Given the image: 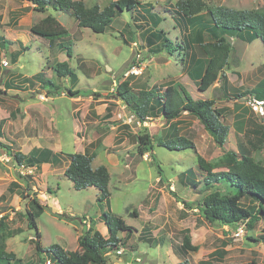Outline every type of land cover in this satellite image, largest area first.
Listing matches in <instances>:
<instances>
[{"label": "rangeland", "instance_id": "374dc122", "mask_svg": "<svg viewBox=\"0 0 264 264\" xmlns=\"http://www.w3.org/2000/svg\"><path fill=\"white\" fill-rule=\"evenodd\" d=\"M82 1L88 7L99 4L104 8L114 0ZM139 1L136 10L123 11L105 32L97 33L79 27L69 11L49 6L41 12L30 0H0V32L12 41L0 45V219L5 216L6 231H13L6 241L7 250L22 259L0 258V264H40L38 231L44 247L59 244L70 251L80 248L78 238L84 228L93 227L109 237L105 212L122 217L135 228L130 234L118 233L122 244L107 253L105 264H176L184 259L192 264H264V241L252 239L264 234V219L249 229L246 222L213 224L201 214L199 203L207 194L216 189L229 193L232 187L224 182L207 186L206 171L198 161L202 156L216 163L227 151L245 149L264 162V149L252 130L264 128V113L255 112L252 104L254 97L259 98L256 93L264 97V43L259 38L248 42L229 33L240 62L236 64L231 55L222 80L201 91L196 81L204 64L196 69L188 67L184 47L177 46L183 45L185 35L191 43L196 39L194 28L185 33L182 22L176 19L178 0ZM204 2L235 9L264 7V0ZM49 13L68 29L72 56L30 31L32 24ZM161 30L177 50L170 52L147 42L149 33ZM63 61L75 69L74 75H57L55 65ZM39 72L43 73L41 79L25 82L26 77ZM48 79L51 86L43 83ZM124 80L136 91L154 86L165 91L177 82L196 100L214 99L231 127L225 145L219 146L188 112L173 120L154 115L140 121L121 100L107 96ZM59 87L62 91L58 93ZM68 89L85 93L72 96ZM144 133L150 135L154 146L142 153L138 136ZM175 135L187 137L194 147L171 150L162 144ZM8 147L25 154L35 147H46L60 155L52 163L24 168L16 165ZM74 152L95 153L93 167L108 168V200H99L95 186L76 189L65 175L68 153ZM222 169L218 166L214 170ZM182 173L190 181L181 182ZM35 200L43 207L36 206ZM29 211L37 213V226L30 224ZM240 225L245 233L233 236ZM185 235L199 246L198 251L180 249ZM41 257L45 260L46 252Z\"/></svg>", "mask_w": 264, "mask_h": 264}, {"label": "trees", "instance_id": "16d2710c", "mask_svg": "<svg viewBox=\"0 0 264 264\" xmlns=\"http://www.w3.org/2000/svg\"><path fill=\"white\" fill-rule=\"evenodd\" d=\"M34 3L35 9L45 12L49 6L55 10L69 11L78 21L79 27L91 28L94 32H105L112 24L113 19L125 10L135 9L141 4L139 0H114L102 8L99 4L92 7L86 6L82 0H30ZM206 10V11H205ZM205 11V12H203ZM176 19L182 22L181 26L186 33L187 29L193 27L196 33L194 43L188 35L183 37L184 55H188V67H196L204 64L203 71L196 85L201 91L208 90L216 81L222 80L225 68L233 59L239 64L240 58L235 55L236 48L228 37L229 33L237 34L242 40L253 42L261 39L264 43V7L255 9H235L222 5L221 3L212 6L206 5L204 0H178L176 4ZM2 26V15L0 13V29ZM30 31L38 36L47 38L50 42L57 44L62 51L72 56L73 48L69 41L68 29L53 14L49 13L30 27ZM164 31L151 32L147 35V42L150 45H160L170 52L177 50L172 47L173 42L164 35ZM205 35L208 40H205ZM247 35V37H245ZM163 39L158 43V39ZM12 41L0 32V45L7 46ZM173 48V49H172ZM231 55L234 57L231 58ZM231 58V59H230ZM184 62L185 59L183 58ZM55 72L60 78L72 76L75 69L67 61L55 65ZM42 72L33 77H26L25 82L31 84L36 79L42 78ZM46 86L53 83L50 79L43 80ZM60 87L56 92H61ZM72 96L84 94V91L68 89ZM107 96H113L121 100L131 109L140 121H146L150 116L163 115L167 120L181 117L185 112L192 114L199 119L204 128L212 135L219 146H224L229 134L230 125L225 121L222 111L215 107L214 99L196 100L190 91L181 83H171L165 91L158 86L150 89L136 91L128 80L116 84L113 91ZM260 99L262 94L256 93ZM254 130L257 144L260 143L264 149V128ZM258 135V138H257ZM139 151L145 153L153 149V139L148 133L138 136ZM252 139H250L251 142ZM256 143V142H255ZM162 144L168 149H186L194 147V142L182 135H175L166 139ZM9 146V145H7ZM144 146V147H142ZM16 165L36 167L44 163L56 161L59 152L52 151L46 147H35L28 154L22 151H12ZM241 151V152H240ZM230 150L216 163L206 161L202 156L198 158L199 166L206 171L204 182L210 188L215 184L227 183L232 189L229 193H222L214 190L207 194L201 203L199 210L201 214L213 224L233 225L239 222H246L249 229L264 219V162L258 160L248 150ZM95 153L87 154L82 152L68 153L69 165L65 170L76 189L80 190L90 186L99 189V200L105 201L110 196V172L105 165L93 167L92 161ZM221 166L222 170L214 169ZM190 178L182 173V180L186 183ZM193 185L197 183L191 181ZM244 201H248L249 205ZM184 203L189 204L187 201ZM34 204L42 208L43 205L35 200ZM30 224L37 226L35 211H29ZM104 220L109 228L110 235L105 237L99 230L93 227L84 228L78 241L80 248L77 250H65L59 244H52L44 247L41 243V233L37 232V254L40 255L39 263L46 264H105L107 253L113 248L122 244L120 231L128 234L133 233L134 227L128 225L122 217H113L109 213L103 214ZM5 216L0 219V258L14 261H22L17 258L13 251L7 250V239L13 235V231L7 230ZM143 232H141L142 234ZM140 234V235H141ZM144 238V235H142ZM255 241H264V234L259 238H252ZM185 252H196L199 246L191 242L189 235H185L182 244L179 246ZM46 252L47 258L43 260L41 254ZM184 259V258H183ZM176 264H192L191 260L184 259ZM204 264V263H203Z\"/></svg>", "mask_w": 264, "mask_h": 264}, {"label": "built area", "instance_id": "2783aa9c", "mask_svg": "<svg viewBox=\"0 0 264 264\" xmlns=\"http://www.w3.org/2000/svg\"><path fill=\"white\" fill-rule=\"evenodd\" d=\"M253 108L257 113H264V99L255 98L253 99ZM245 233L243 225L237 227L236 231H233V236L240 237Z\"/></svg>", "mask_w": 264, "mask_h": 264}, {"label": "crops", "instance_id": "0c3cea01", "mask_svg": "<svg viewBox=\"0 0 264 264\" xmlns=\"http://www.w3.org/2000/svg\"><path fill=\"white\" fill-rule=\"evenodd\" d=\"M34 6H35V5H34ZM34 8H35V7H34ZM33 10H35V9H33ZM44 17H45V16H44ZM42 18H43V17H42ZM42 18H41V19H42ZM41 19H38V21L41 20ZM20 25H21V24H20ZM32 25H33V24H32ZM6 38H7V37H6ZM261 99H262V98H261ZM263 99H264V98H263ZM230 129H231V128H230Z\"/></svg>", "mask_w": 264, "mask_h": 264}, {"label": "water", "instance_id": "95a60500", "mask_svg": "<svg viewBox=\"0 0 264 264\" xmlns=\"http://www.w3.org/2000/svg\"><path fill=\"white\" fill-rule=\"evenodd\" d=\"M58 215H60V214H58Z\"/></svg>", "mask_w": 264, "mask_h": 264}]
</instances>
